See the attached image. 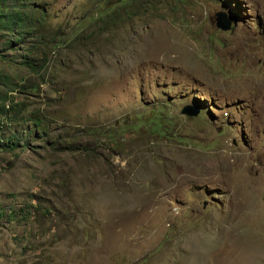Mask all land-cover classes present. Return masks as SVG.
Wrapping results in <instances>:
<instances>
[{
    "label": "rangeland",
    "instance_id": "374dc122",
    "mask_svg": "<svg viewBox=\"0 0 264 264\" xmlns=\"http://www.w3.org/2000/svg\"><path fill=\"white\" fill-rule=\"evenodd\" d=\"M32 3L0 32V264H264V0Z\"/></svg>",
    "mask_w": 264,
    "mask_h": 264
},
{
    "label": "trees",
    "instance_id": "16d2710c",
    "mask_svg": "<svg viewBox=\"0 0 264 264\" xmlns=\"http://www.w3.org/2000/svg\"><path fill=\"white\" fill-rule=\"evenodd\" d=\"M25 2L22 3L21 0H0V32L7 31L11 33H17L21 35L23 30L26 28V34L28 29L32 28L35 21L41 22V18H35L33 15V11L37 10L38 8L32 3V0H24ZM2 34H0L1 36ZM19 39V37H18ZM18 41V40H16ZM12 42H7V47H11ZM27 65L31 66L33 72L38 73L39 69L32 63H26ZM7 93L3 97V103L0 104V113L2 115H6L8 109H6L5 100L7 99ZM38 124V122H37ZM11 139V138H10ZM18 145V142L11 141L5 145L10 149H13L15 146Z\"/></svg>",
    "mask_w": 264,
    "mask_h": 264
},
{
    "label": "water",
    "instance_id": "95a60500",
    "mask_svg": "<svg viewBox=\"0 0 264 264\" xmlns=\"http://www.w3.org/2000/svg\"><path fill=\"white\" fill-rule=\"evenodd\" d=\"M216 24L223 30H229L232 26V19L228 18L226 13L220 11L216 14ZM181 112L187 116H196L201 112V107L193 104H187L181 110Z\"/></svg>",
    "mask_w": 264,
    "mask_h": 264
},
{
    "label": "clouds",
    "instance_id": "9594fccd",
    "mask_svg": "<svg viewBox=\"0 0 264 264\" xmlns=\"http://www.w3.org/2000/svg\"><path fill=\"white\" fill-rule=\"evenodd\" d=\"M219 12H220V11H219ZM223 12H224V11H223ZM217 13H218V12H217ZM217 13H216V14H217ZM225 13H226V12H225ZM226 15H227V13H226ZM227 17H228V15H227ZM228 18H230V17H228ZM215 20H216V19H215ZM216 22H217V21H216ZM233 24H234V23H233V20H232V25H233ZM216 26H217V24H216ZM217 27H218V26H217ZM231 27H232V26H231ZM218 28H219V27H218ZM220 29H222V28H220ZM230 29H231V28H230ZM230 29H229V30H230ZM222 30H223V29H222ZM223 31H228V30H223Z\"/></svg>",
    "mask_w": 264,
    "mask_h": 264
}]
</instances>
